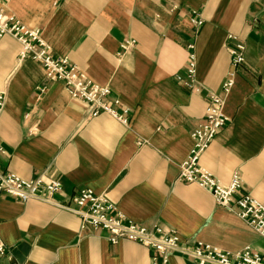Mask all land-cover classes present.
Returning a JSON list of instances; mask_svg holds the SVG:
<instances>
[{
    "label": "crops",
    "instance_id": "0c3cea01",
    "mask_svg": "<svg viewBox=\"0 0 264 264\" xmlns=\"http://www.w3.org/2000/svg\"><path fill=\"white\" fill-rule=\"evenodd\" d=\"M1 8L40 28L55 54L109 85L120 111L130 109L128 123L108 112L88 117L86 103L48 79L41 62L20 60L22 44L4 35L1 169L27 179H59L56 199L71 206L74 193L90 188L137 222L177 229L187 245L202 240L231 252L248 245L264 252V238L210 191L177 180L209 94L224 95L229 48L241 40L246 61L224 102L231 120L200 164L222 183L238 173L242 191L264 203V0H5ZM124 39L136 44L123 50ZM191 42L196 90L176 78L184 73ZM0 235L11 250L0 264H155L150 247L125 238L112 244L106 230L36 198L1 196ZM22 243L29 247L20 250L24 261L12 260V249ZM168 264L195 262L176 251Z\"/></svg>",
    "mask_w": 264,
    "mask_h": 264
},
{
    "label": "built area",
    "instance_id": "2783aa9c",
    "mask_svg": "<svg viewBox=\"0 0 264 264\" xmlns=\"http://www.w3.org/2000/svg\"><path fill=\"white\" fill-rule=\"evenodd\" d=\"M4 1L0 0V3ZM202 23L201 18L195 19L197 27ZM4 35H11L22 44L20 60L33 59L41 62L48 79L62 82L71 97L86 103L88 117L108 112L124 123L129 122L130 109L127 107L122 111L118 109L121 106L120 98L113 94L109 85L91 79L84 69L72 63L67 56L55 54L51 46L42 38L40 28L28 27L20 19L7 14L1 8L0 38ZM229 37L236 38L233 35ZM135 44V39H124L121 48L127 50ZM246 49V43L241 40L229 48L232 66L222 84L224 95L212 92L209 94L204 120L192 132L194 143L189 155L180 164L177 180L195 183L210 191L218 205L234 212L264 238V203L252 194L242 191L241 176L235 173L229 183H222L209 169L200 164L202 154L231 120L224 110L225 96L235 84L237 68L246 61ZM197 75V54L195 43L191 42L188 45L184 73H177L176 78L186 87L196 90L199 89ZM5 104L6 95L2 91L0 116ZM61 190L62 182L59 179L47 176L27 179L15 172L0 168V198L5 193L23 201L36 198L72 211L85 223L106 230L112 244H117L125 238L150 247L153 250L152 259L155 264H168L171 255L176 251L192 257L195 264H264V252L255 251L249 245L237 252L225 250L202 240L187 245L181 240L177 229L165 228L157 223L148 226L137 222L120 211L106 195L97 194L90 188L80 189L71 196L74 206L56 199ZM10 251L0 235V256Z\"/></svg>",
    "mask_w": 264,
    "mask_h": 264
},
{
    "label": "water",
    "instance_id": "95a60500",
    "mask_svg": "<svg viewBox=\"0 0 264 264\" xmlns=\"http://www.w3.org/2000/svg\"><path fill=\"white\" fill-rule=\"evenodd\" d=\"M28 248L29 247L26 244L22 243L18 247L12 249V260L23 262L25 257L23 253L20 252V250L27 252Z\"/></svg>",
    "mask_w": 264,
    "mask_h": 264
}]
</instances>
